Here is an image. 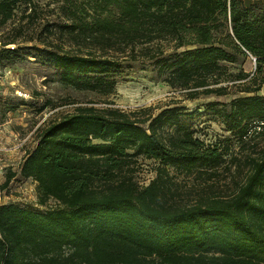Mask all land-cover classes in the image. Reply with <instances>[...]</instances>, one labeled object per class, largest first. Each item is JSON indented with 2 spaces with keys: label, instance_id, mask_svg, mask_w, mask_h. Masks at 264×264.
<instances>
[{
  "label": "trees",
  "instance_id": "trees-1",
  "mask_svg": "<svg viewBox=\"0 0 264 264\" xmlns=\"http://www.w3.org/2000/svg\"><path fill=\"white\" fill-rule=\"evenodd\" d=\"M17 2L0 0V29ZM64 14L61 33L78 52L41 50L64 87L108 97L128 60L148 63L189 100L235 89L242 95L216 114L238 151L205 144L181 125L165 132L172 119L178 125L179 108L152 116L105 101L60 113L39 130L19 170L36 184L38 205L56 207L0 205V264H264V148L252 142L264 139V98L256 94L264 83V0H80ZM23 28L7 43L0 38V49ZM247 55L252 76L232 71ZM139 158L157 164L143 186L134 177ZM170 167L198 179L202 194L184 201ZM225 174L232 187L220 195L214 187Z\"/></svg>",
  "mask_w": 264,
  "mask_h": 264
},
{
  "label": "rangeland",
  "instance_id": "rangeland-1",
  "mask_svg": "<svg viewBox=\"0 0 264 264\" xmlns=\"http://www.w3.org/2000/svg\"><path fill=\"white\" fill-rule=\"evenodd\" d=\"M21 1L16 3L13 19L0 29V38L7 43L9 36L17 33L19 25L24 27L13 44L20 54L0 49V70L6 75V81L0 86V187L8 174H15L7 188L0 190V205L15 204L41 210L56 207L52 200L44 207L38 205L36 184L20 177V165L26 154L35 148L37 134L43 125L60 113H69L74 107L88 102L102 108L107 106L104 102L109 101L113 108L125 112L148 110L147 113L152 116L163 110L179 108L178 125L172 119L163 126L165 132L173 133L181 125L205 144H220L233 152L238 151V142L224 130L216 111L221 109V104H228L242 93L232 89L226 96L189 100L156 79L148 63L128 60H122L119 69L113 73L116 84L112 95L99 97L94 93L71 90L59 82V71L45 62L41 50H50L54 46L70 53L78 52L61 33L60 27L69 23L64 14L65 8L72 1L80 0H31L35 6L30 8H25ZM31 8L35 14L32 21L25 24L27 20L23 16L29 14ZM261 9L263 7L259 6L257 11ZM41 41L48 46L41 45ZM239 68L252 76L255 69L253 58L248 55L246 58L238 57L232 71ZM256 94L264 98V83ZM211 103L218 105L212 108ZM253 138L257 149H263L264 139L259 135ZM156 165L152 161L138 159L134 177L140 186L147 185L154 177ZM218 170L222 171V168ZM169 174L178 183L179 195L184 201L194 200L202 194L204 187L198 179L186 176L173 167L169 168ZM225 178L214 187L220 195H228L232 187L226 174Z\"/></svg>",
  "mask_w": 264,
  "mask_h": 264
},
{
  "label": "built area",
  "instance_id": "built-area-1",
  "mask_svg": "<svg viewBox=\"0 0 264 264\" xmlns=\"http://www.w3.org/2000/svg\"><path fill=\"white\" fill-rule=\"evenodd\" d=\"M5 49L9 52L18 51L17 46L13 44H9L5 46ZM6 81L5 73H2L0 70V86ZM34 183V182H33Z\"/></svg>",
  "mask_w": 264,
  "mask_h": 264
},
{
  "label": "water",
  "instance_id": "water-1",
  "mask_svg": "<svg viewBox=\"0 0 264 264\" xmlns=\"http://www.w3.org/2000/svg\"><path fill=\"white\" fill-rule=\"evenodd\" d=\"M253 62H255V59H253Z\"/></svg>",
  "mask_w": 264,
  "mask_h": 264
}]
</instances>
